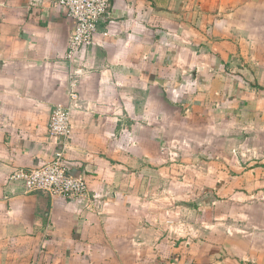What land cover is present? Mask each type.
Returning <instances> with one entry per match:
<instances>
[{
	"label": "crops",
	"instance_id": "obj_1",
	"mask_svg": "<svg viewBox=\"0 0 264 264\" xmlns=\"http://www.w3.org/2000/svg\"><path fill=\"white\" fill-rule=\"evenodd\" d=\"M74 28L56 0H0V264H260L264 244L239 261L193 228L203 196L187 199L177 162L244 143L254 168L200 177L230 178L217 193L264 182V0H112L70 64ZM75 90L65 158L89 197L26 193L11 176L63 147L50 115Z\"/></svg>",
	"mask_w": 264,
	"mask_h": 264
},
{
	"label": "rangeland",
	"instance_id": "obj_2",
	"mask_svg": "<svg viewBox=\"0 0 264 264\" xmlns=\"http://www.w3.org/2000/svg\"><path fill=\"white\" fill-rule=\"evenodd\" d=\"M251 148H248L244 143L240 146L235 145L232 153H227L230 155L229 160L224 163L202 162V165L200 161L187 162L185 168L179 166L185 163L177 162V170L189 169L192 172L187 180L178 177L177 187H182L179 183L186 180L187 187L192 190L190 193L188 192L187 199L193 203V206L196 204L197 199L199 201V197L203 196L202 209L192 210L194 220H196L192 222L193 228H200L203 232H207L209 241L217 242L218 250L227 255H236L234 258L239 261H251V257L254 256L253 247L259 249L261 247L258 245L264 244V182L258 185L257 190L254 188H239L230 191V193H220L221 190L217 193V187L225 184L230 178L226 176L204 179L200 177L199 173L200 171H213L214 169L230 170L231 173H236L242 169L254 168V163H251L250 166V162H243L249 156L256 155L254 149ZM230 149L232 150V148ZM257 154L261 155L260 152ZM249 181L246 179L244 184L242 180L241 185L247 187ZM206 189L210 190L209 196L202 195L206 192ZM239 190L240 193H237ZM177 198V201H180V198ZM199 219H203L202 222ZM206 224L208 226H205ZM254 239H262L263 242L257 243ZM259 252L261 258H257L259 259L258 262L264 264V248H261Z\"/></svg>",
	"mask_w": 264,
	"mask_h": 264
},
{
	"label": "built area",
	"instance_id": "obj_3",
	"mask_svg": "<svg viewBox=\"0 0 264 264\" xmlns=\"http://www.w3.org/2000/svg\"><path fill=\"white\" fill-rule=\"evenodd\" d=\"M63 12L75 20V28L68 40L65 60L73 63L80 51L89 49L96 42L101 25L111 18L112 0H56ZM77 91L71 94L70 105H56L49 120V133L63 144L55 151L53 158L37 168L18 169L11 180L21 182L26 193H46L50 197L82 200L89 197V182L80 174L69 171L65 158L66 142L72 136V107Z\"/></svg>",
	"mask_w": 264,
	"mask_h": 264
}]
</instances>
